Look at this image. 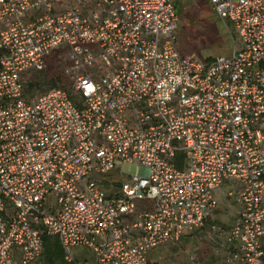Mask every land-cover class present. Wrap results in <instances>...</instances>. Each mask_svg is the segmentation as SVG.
Returning <instances> with one entry per match:
<instances>
[{
  "label": "built area",
  "instance_id": "obj_1",
  "mask_svg": "<svg viewBox=\"0 0 264 264\" xmlns=\"http://www.w3.org/2000/svg\"><path fill=\"white\" fill-rule=\"evenodd\" d=\"M206 1L236 39L208 60L178 49L174 0H0V264L44 235L71 264H152L222 197V264H264V0ZM51 55L67 86L27 98Z\"/></svg>",
  "mask_w": 264,
  "mask_h": 264
},
{
  "label": "rangeland",
  "instance_id": "obj_2",
  "mask_svg": "<svg viewBox=\"0 0 264 264\" xmlns=\"http://www.w3.org/2000/svg\"><path fill=\"white\" fill-rule=\"evenodd\" d=\"M177 14V46L180 52L193 53L200 59L208 60L216 55L230 54L236 39L232 33L229 21L221 19L211 9L206 0H175ZM61 61L51 55L43 70L33 71L23 75L25 94L30 98L35 93H41L53 86H67V80L61 73ZM43 74L57 77L55 85L41 81ZM38 80L39 86L27 87L29 80ZM123 171L133 173L135 165L124 164ZM118 177L116 171L108 172L103 178L105 190L112 188V179ZM113 184V183H112ZM235 213V205L228 198H221L218 206L207 218L203 228L183 235L173 244H166L152 249L149 259L152 264H222V250L218 244L228 230ZM209 225L218 228L215 233L209 230ZM74 260L79 264H93V254L85 247L72 249ZM38 264H42L40 255Z\"/></svg>",
  "mask_w": 264,
  "mask_h": 264
},
{
  "label": "trees",
  "instance_id": "obj_3",
  "mask_svg": "<svg viewBox=\"0 0 264 264\" xmlns=\"http://www.w3.org/2000/svg\"><path fill=\"white\" fill-rule=\"evenodd\" d=\"M57 77L55 75L43 74L41 81H45L50 85H55ZM39 86L38 80H29L27 87L35 88ZM177 166L180 164V154H176ZM42 264H71L63 259L62 249L56 237L42 236ZM76 261V260H75Z\"/></svg>",
  "mask_w": 264,
  "mask_h": 264
},
{
  "label": "crops",
  "instance_id": "obj_4",
  "mask_svg": "<svg viewBox=\"0 0 264 264\" xmlns=\"http://www.w3.org/2000/svg\"><path fill=\"white\" fill-rule=\"evenodd\" d=\"M174 8H175V0H174ZM39 259V258H38ZM38 259L37 260H35L34 262H32V263H30V264H38Z\"/></svg>",
  "mask_w": 264,
  "mask_h": 264
}]
</instances>
